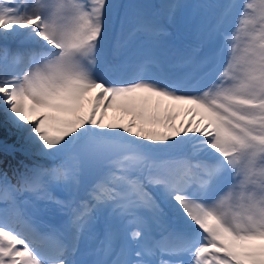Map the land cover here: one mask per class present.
<instances>
[{"label":"snow or ice","instance_id":"6c2138e0","mask_svg":"<svg viewBox=\"0 0 264 264\" xmlns=\"http://www.w3.org/2000/svg\"><path fill=\"white\" fill-rule=\"evenodd\" d=\"M141 7L0 0V111L50 161L15 183L0 172V264H264V0L163 5L201 21L180 67L129 48L163 32L127 27ZM210 9L222 11L205 23ZM52 189L66 219L41 231L26 205ZM116 220L137 226L118 247ZM101 222L105 243L83 259Z\"/></svg>","mask_w":264,"mask_h":264},{"label":"rangeland","instance_id":"374dc122","mask_svg":"<svg viewBox=\"0 0 264 264\" xmlns=\"http://www.w3.org/2000/svg\"><path fill=\"white\" fill-rule=\"evenodd\" d=\"M113 115V110L109 109V116ZM115 115L117 117L120 116L119 112H116ZM7 127L9 128V131H14L15 133H17L16 138L14 141H11L10 139L8 140L7 137H3L0 136V145H3V147L8 148L10 151V154H4L0 151V161L3 162L7 167H12L13 165H19V166H24L27 165L29 167H32L33 164L35 163H40V164H44V165H49L50 161L42 159L41 157H39L38 155H33L31 154V152L28 150V145L25 143V131L19 130L15 127H13L11 125V123L9 121H7ZM22 143L18 148H19V156H21L23 158V160H13L12 158V145L13 144H18V143ZM31 162H29V161ZM44 161V162H43ZM13 166V167H14ZM59 190V189H57ZM60 191V190H59Z\"/></svg>","mask_w":264,"mask_h":264},{"label":"trees","instance_id":"16d2710c","mask_svg":"<svg viewBox=\"0 0 264 264\" xmlns=\"http://www.w3.org/2000/svg\"><path fill=\"white\" fill-rule=\"evenodd\" d=\"M7 121V116L2 111H0V136H3L5 138L7 137L8 140L10 139L11 141H14L17 133H15L14 131H9V128L7 127ZM17 157L19 159H22L19 154H17ZM2 164L4 163L0 162V167L2 166Z\"/></svg>","mask_w":264,"mask_h":264}]
</instances>
